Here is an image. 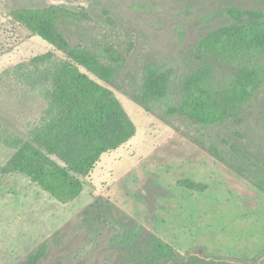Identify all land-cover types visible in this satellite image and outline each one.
I'll list each match as a JSON object with an SVG mask.
<instances>
[{"label":"rangeland","instance_id":"rangeland-1","mask_svg":"<svg viewBox=\"0 0 264 264\" xmlns=\"http://www.w3.org/2000/svg\"><path fill=\"white\" fill-rule=\"evenodd\" d=\"M50 4L84 6L92 16L91 23L60 25L73 46L105 38L134 42L116 82L102 84L120 100L137 133L102 156L72 203H59L21 174L0 172V264H26L44 243L40 264H127L120 251L141 227L186 256L173 264H264V192L210 151L214 145L225 153L235 143L246 154L264 156V92L241 122L208 127L180 116L164 121L131 97L146 65L181 64L201 37L233 23L232 12L264 11V0H0V74L55 51L8 15L13 8ZM11 119L0 111V121L26 138ZM13 154L0 144V169ZM185 179L208 188L180 186ZM243 259L250 262H238Z\"/></svg>","mask_w":264,"mask_h":264},{"label":"trees","instance_id":"trees-1","mask_svg":"<svg viewBox=\"0 0 264 264\" xmlns=\"http://www.w3.org/2000/svg\"><path fill=\"white\" fill-rule=\"evenodd\" d=\"M103 11L108 25L116 29L110 12ZM8 15L63 56L51 50L0 74V111L26 134L0 121V144L14 151L0 172L21 174L59 203H72L83 194L102 156L136 136L126 109L102 84L116 82L134 42L105 38L90 47L73 46L60 25L91 23L84 6L17 7ZM231 16L233 23L201 37L181 64L146 65L131 93L133 101L164 121L180 116L201 127L241 122L246 108L264 92V11H235ZM261 122L264 126V115ZM227 146L225 153L214 145L210 151L264 192V156L246 154L235 143ZM178 184L198 192L208 188L189 179ZM128 235L132 242L120 251L127 264L186 260L175 246L144 227L134 237ZM47 249V243L42 244L26 264H40Z\"/></svg>","mask_w":264,"mask_h":264}]
</instances>
